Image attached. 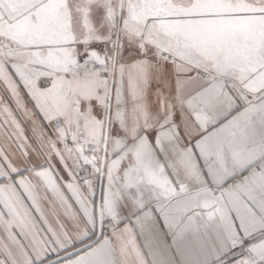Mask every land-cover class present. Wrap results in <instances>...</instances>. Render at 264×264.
Instances as JSON below:
<instances>
[{
	"label": "snow or ice",
	"instance_id": "snow-or-ice-1",
	"mask_svg": "<svg viewBox=\"0 0 264 264\" xmlns=\"http://www.w3.org/2000/svg\"><path fill=\"white\" fill-rule=\"evenodd\" d=\"M5 3L16 5L19 14H6ZM161 3L123 0L117 8L112 0H0V264H264V96L225 81L222 94L232 103L216 114L215 69L179 42L163 46L151 39L162 16L154 6ZM53 5L72 34L70 42L50 49L49 55L68 54L60 65L39 57L37 46L14 43L6 31L24 18L40 30ZM187 17L181 10L171 18ZM120 29V89L114 83L98 90L95 79L86 78L93 87L76 107L71 132L65 131L62 108L50 109L49 101L62 92L74 65L92 61L107 68ZM29 53L31 59L17 62ZM124 64L131 69L128 79ZM141 83L151 89L153 111L162 96L178 93L180 107L152 126L130 125L120 111L121 96L144 95ZM173 129L205 177L209 157L245 151L219 188H190L175 171L189 162L170 161L164 153L163 138ZM98 153L105 157L102 172ZM116 184L122 188L118 212L106 219ZM232 187L248 194L254 211L245 226L233 217L225 231L217 209ZM146 188L155 191L146 194ZM140 214L159 235L154 246L139 239L128 245L118 234ZM79 221L86 225L83 233Z\"/></svg>",
	"mask_w": 264,
	"mask_h": 264
},
{
	"label": "clouds",
	"instance_id": "clouds-1",
	"mask_svg": "<svg viewBox=\"0 0 264 264\" xmlns=\"http://www.w3.org/2000/svg\"><path fill=\"white\" fill-rule=\"evenodd\" d=\"M112 3L115 7L123 3V0H112ZM249 4H264V0H248ZM200 0H162V3L157 5L158 7H163L168 10H174L176 6H183L186 10H192L199 6ZM231 7L239 9L245 5V0H229ZM12 5L5 3L3 5L4 11L12 15ZM174 22L178 24L181 28L186 27H195L198 26L204 21L201 18L187 17L184 19L174 18ZM123 30L120 29L117 32V38L114 43L117 45V53L109 58V64L105 69H98L96 63L89 61L83 65H74L70 70L71 75L68 82L64 85V88L61 92L64 98L63 112H64V129L67 132H71L70 124L75 123L76 120V107L78 106L80 100L82 99L80 95L79 85L88 77H92L96 81V88L98 90H103L105 88L111 89L115 83L117 89L121 87V65L122 61L120 60L118 53V46L120 42L121 35ZM183 32L177 31L173 33H167L165 27L159 23L156 24V27L153 28L150 32L151 39L155 40L157 43L163 46H172L176 42H179L182 45L187 46L186 41L183 39ZM53 34L47 36L35 35L32 37H14V43L19 41L20 43H25L28 41L32 42H41L42 40L55 39ZM64 39H72L71 34H67L63 37ZM146 38L148 36L146 35ZM52 50L49 48H39L37 50V55L39 57L47 58ZM205 61L210 65L211 68L215 69L217 74V91L220 93L218 95L217 104L215 107V113L223 115L228 110V107L232 103L229 97L223 95L222 85L225 81L229 83H234L238 88L247 92L250 91L247 88V84L251 82L256 76L264 74V67L257 68V64L261 63L264 60V57H255L251 62L248 59V56L244 54L243 51H232V52H223V53H214L203 56ZM32 58V54L29 53L18 60V63L27 61ZM253 68H256V71L253 72ZM102 71H107V76H101ZM130 66L124 64V78L128 79L131 75ZM64 74L61 73V76ZM141 89L144 92V95H139L135 98L125 95L123 101L120 104V111L124 113V117L127 122L132 126L144 127L152 126L157 123L161 118H169L171 109L173 106L179 108L181 105V94L178 93L175 97L162 96L161 97V106L159 110L153 111L152 104L155 101L151 98V89L145 86L143 83L140 85ZM126 88V86H125ZM191 90V85L189 84L184 89V95ZM261 96H264V92L260 93ZM165 104L167 106L165 107ZM55 104L52 100L49 101V108L55 110ZM84 129L81 128V131ZM163 147L166 157L170 161H176L178 158L187 160L189 166L185 167L184 165H178L175 169L176 175L179 181L187 185L190 188L199 189L202 187H207L209 184L214 185L215 187H220V182L222 179L234 168L238 166L239 158L242 153L245 151L243 148L237 150L234 155L232 151H229L225 154L222 159L219 158H208V175L205 177L200 173V170L196 167L195 160L192 156L190 149H187L183 146V139L178 133L173 129L170 136L163 138ZM111 152V149H109ZM97 159L101 161L100 171L104 170L105 157L102 153L97 154ZM149 191H155V189H145L146 194ZM122 192V188L119 184L113 185L112 196L110 200L112 201L111 205H106L104 209V215L106 219L112 217L114 212H118V203L119 197L118 193ZM233 193L236 196L240 197L241 200L244 199L248 194L238 187H232L226 193L224 200L221 202L217 211L222 217V226L225 231H230L228 227V220L223 213L227 210H230L233 203ZM149 200L150 196L147 197ZM133 210H135V205H132ZM261 211H264L262 209ZM119 218H123L119 216ZM79 233L86 231V225L83 221H79L77 224ZM75 234V233H74ZM118 234L121 237L123 242H126L128 245H134L136 238L139 237V241L146 246H154L159 240L158 233L153 228V222L143 214H140L135 218L133 223H126L123 228L118 229ZM128 264H134V261L129 260ZM173 264H177L176 261Z\"/></svg>",
	"mask_w": 264,
	"mask_h": 264
},
{
	"label": "crops",
	"instance_id": "crops-1",
	"mask_svg": "<svg viewBox=\"0 0 264 264\" xmlns=\"http://www.w3.org/2000/svg\"><path fill=\"white\" fill-rule=\"evenodd\" d=\"M248 3V0H245ZM202 3V5H201ZM250 9H236L230 6L229 0H200V4L197 10L205 9L204 12H207L208 18L204 20L202 24V32L199 34L202 35L203 42L200 47L195 45H187L193 51L198 54L205 56L207 49H216L212 51H243L246 56H248L249 61L251 62L255 57H264V6L261 4H249ZM156 6H154L155 8ZM255 7L256 9H254ZM194 13L195 9L190 10ZM212 11V12H210ZM210 12V13H209ZM189 15L188 11L184 12ZM192 16V15H189ZM46 22L40 28V30H35L29 21L24 18L22 19L15 27L16 35L21 34L23 37H32L35 35L47 36L53 34L55 39L42 40L41 42H32L28 41L25 44L34 45L38 48H49V49H59L63 44L70 42L71 39H64L63 37L70 33L67 24L65 23L64 18L61 16L59 8L56 5L51 6L45 13ZM215 23H218V26L215 27ZM197 27H188L187 34L196 35ZM193 32V33H192ZM71 34V33H70ZM72 36V34H71ZM214 39L216 41H210ZM217 48H212L214 44ZM226 46V47H225ZM109 46L106 44H100L99 49H106ZM206 49V50H205ZM205 50V51H204ZM48 62L53 65H60L62 63L68 62L70 59L66 52L61 53L59 51H53L51 55L47 57ZM264 67V60L261 63L257 64V68ZM256 71V68H253V72ZM92 85L89 83L82 82L79 85L81 100L87 98L92 89ZM247 88L254 93L264 92V74L256 76L247 84ZM99 94V93H97ZM127 95L125 92L121 96V101L123 97ZM80 100V101H81ZM55 106L63 108L64 98L62 94H58L53 99ZM122 103V102H121ZM123 118L124 113L121 111ZM95 135L97 138L100 135V129H95ZM107 131L105 129V136ZM238 201V206H234L223 213L228 220V227L232 229V218L236 217L240 221V226H245L250 218V214L254 211L253 208L247 203V196L243 200L240 197L236 198ZM139 237L136 238V240ZM135 244V243H134Z\"/></svg>",
	"mask_w": 264,
	"mask_h": 264
},
{
	"label": "rangeland",
	"instance_id": "rangeland-1",
	"mask_svg": "<svg viewBox=\"0 0 264 264\" xmlns=\"http://www.w3.org/2000/svg\"><path fill=\"white\" fill-rule=\"evenodd\" d=\"M201 5H202V3H201ZM13 7H12V11L13 12H15V14H19V12H20V9L16 6V5H12ZM242 9H245V10H249L250 9V6L248 5V3H246L245 2V5L243 6V7H241ZM240 8V9H241ZM254 9H256L255 7H253ZM155 9H159V10H161V12H162V16H161V19L158 21V23L159 24H161V25H163L164 27H165V31L167 32V33H173V32H177V31H182L183 32V39L186 41V44L187 45H195V46H198V47H200V45H201V43L203 42V37H202V35H200L199 33L200 32H202V24H200V25H198V26H196L197 28V32H198V34H196V35H193V37H192V34H187V29H188V27H186V28H181L178 24H176L175 22H174V19L173 18H171L172 16H175L176 15V13L177 12H179V11H183V13L184 12H186V11H188V13H190L189 15H192V17H198V18H201L203 21L204 20H206V18H208V16H207V12H204V10L205 9H202V10H197V9H200V8H195V11H194V13L192 12V11H189V10H186L183 6H176L175 8H174V10H168V9H165V8H163V7H158V6H156L155 8H154V10ZM210 12H212V11H210ZM209 12V13H210ZM7 14V13H6ZM170 14V15H169ZM206 17V18H205ZM215 27H217L218 26V23H215V25H214ZM194 28V27H193ZM6 31L8 32V34L14 39V37H21L22 35L21 34H19V35H16V31H15V29L14 28H11V29H6ZM193 33V32H192ZM23 37V36H22ZM214 39H210V41H213ZM214 41H216V40H214ZM19 42V41H18ZM25 44V43H24ZM216 45V43L214 44V46H212V48H217V46H215ZM226 47V46H225ZM206 50V49H205ZM204 50V51H205ZM214 50H216V49H207V52H206V54H214V53H218V52H220V53H223L224 51H215L214 53H212V51H214Z\"/></svg>",
	"mask_w": 264,
	"mask_h": 264
}]
</instances>
